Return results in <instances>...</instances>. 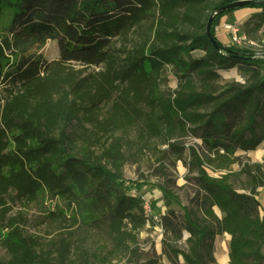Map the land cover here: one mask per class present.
Here are the masks:
<instances>
[{
	"label": "trees",
	"instance_id": "obj_1",
	"mask_svg": "<svg viewBox=\"0 0 264 264\" xmlns=\"http://www.w3.org/2000/svg\"><path fill=\"white\" fill-rule=\"evenodd\" d=\"M234 1L0 0V239L9 255L0 264H106L134 251L148 221L170 234L171 264L178 257L217 264L214 240L224 234L229 264H264L256 199L264 160L237 155L264 144V57L214 36L216 19L239 8L211 23L221 50L206 35L209 17ZM242 8L262 9L257 32L264 3ZM48 41L59 51L52 61L42 52ZM235 66L249 70L246 82L221 85L219 72ZM166 67L177 78L169 95L159 89ZM132 128L141 147L165 145L187 168L180 212L161 217L151 203L154 221L144 214L140 186L122 178L123 135ZM184 137L200 144L175 141ZM11 193L27 203L46 194L58 203L50 217L103 231L112 248L97 256L74 246L73 260L65 240L54 251L38 248L18 226L2 223ZM183 232L180 250L174 243Z\"/></svg>",
	"mask_w": 264,
	"mask_h": 264
},
{
	"label": "rangeland",
	"instance_id": "obj_2",
	"mask_svg": "<svg viewBox=\"0 0 264 264\" xmlns=\"http://www.w3.org/2000/svg\"><path fill=\"white\" fill-rule=\"evenodd\" d=\"M231 13L227 12L216 19L214 26L230 24L231 22H224L222 18ZM243 31L241 32L238 29V38L245 37L247 40H252L256 43L262 39V32ZM225 33L228 34L226 35L227 37L224 36V39L218 37L217 39L224 42V44H229V46L249 50L243 45H237L232 40L233 35ZM251 51L255 54L257 53L253 50ZM42 52L47 61L57 59L59 56L57 42L48 41ZM259 54V57H264V44H261V52ZM192 55L199 57L202 55V52L196 51ZM95 70L97 68L92 67L88 72ZM219 73L221 76L219 83L221 85L244 84L249 75V70L245 67L235 66L230 70L220 71ZM176 87L177 78L174 76L171 67H166L160 79L159 89L165 95H169ZM3 88L0 86V95L2 97L5 95ZM136 136L137 130L134 128L128 130L123 135L125 139L123 151L127 157V163L122 169V178L126 181L137 183L140 186L139 189L143 197L153 203L155 211L161 217L169 211L180 212L178 202L186 205V200L189 196V189L186 187L185 179L187 168L184 166L183 161L175 160L172 152L166 149L167 146L158 145L156 141H149L146 147H141L140 143L137 142ZM175 141L185 147L193 143L200 144L199 140L192 139L191 137L179 138ZM237 155L243 157L250 164H262L264 160V144H260L254 151L246 153L237 152ZM232 170H238V166L233 165ZM209 173L216 176L213 172ZM163 190L169 195H164ZM13 197L14 193H11L6 199L8 209L7 213L3 216L2 223L11 222L18 226L25 236L35 239L38 243V248L54 251V247L60 245L65 240L72 247L68 257L70 260L76 258L74 246H77L80 251L82 250L84 255L89 253L97 254V256H105V251L112 248L111 241L103 231H87L78 223L71 226V223L67 219L65 222L50 217V214L56 211L58 203L50 199L46 194H41L37 200L31 203L23 202ZM256 199L260 203V213L262 214L264 212V187L256 189ZM186 238L187 234L183 232L182 239L174 243L175 246L180 250L185 249ZM170 243V234L166 235L163 228L161 229L151 221H148L140 229L136 244L130 248V250L134 251L128 253L125 250L106 264H171V258L166 253L167 246ZM228 243L229 236L226 234L215 238L214 257L217 264H229ZM90 259L95 262L94 256ZM8 260L9 255L0 239V262H7ZM176 261L177 264H185L181 257H178Z\"/></svg>",
	"mask_w": 264,
	"mask_h": 264
},
{
	"label": "crops",
	"instance_id": "obj_3",
	"mask_svg": "<svg viewBox=\"0 0 264 264\" xmlns=\"http://www.w3.org/2000/svg\"><path fill=\"white\" fill-rule=\"evenodd\" d=\"M263 14L262 9L260 8H239L237 10L232 11L231 14L223 16L222 20L224 22H231L230 24H234L237 26L239 31L244 32H255V21L256 23L260 22V16ZM258 21V22H257ZM264 26L262 23L260 29L257 32L262 31L261 27ZM219 33L214 34L216 39L218 37L225 38L224 36L228 35L225 31L220 30ZM227 37V36H226ZM218 40V39H217ZM222 45L229 46V44H224L221 40H218Z\"/></svg>",
	"mask_w": 264,
	"mask_h": 264
},
{
	"label": "built area",
	"instance_id": "obj_4",
	"mask_svg": "<svg viewBox=\"0 0 264 264\" xmlns=\"http://www.w3.org/2000/svg\"><path fill=\"white\" fill-rule=\"evenodd\" d=\"M220 30H223V31L233 35L232 40L234 42H236L237 45H239V46L243 45V46H245V48L251 49V50L257 52L256 55H258V56L260 55L259 52H261V44H264V35L262 36L261 41L256 43L255 41L247 40L245 37H242V38L239 37L238 38L237 37L238 28H237L236 25H233V24H222V25L213 27V32L214 33H217ZM261 32L264 34V30L261 31ZM132 194L135 195V196L137 195L134 191H132ZM141 200H142V203H143L144 214L146 216H148L149 218H151V216H152L153 220L157 221L158 217L152 215L151 202L148 201L145 197H143L142 194H141Z\"/></svg>",
	"mask_w": 264,
	"mask_h": 264
},
{
	"label": "water",
	"instance_id": "obj_5",
	"mask_svg": "<svg viewBox=\"0 0 264 264\" xmlns=\"http://www.w3.org/2000/svg\"><path fill=\"white\" fill-rule=\"evenodd\" d=\"M252 3H264V0H238V1H234L222 8H220L218 11L214 12L210 17H209V20L207 22V25H206V35H207V38L209 40V42L211 43V45L216 49V50H221L223 47L212 37L211 33H210V26H211V23H212V20L214 18V15L216 14H222L224 13L226 10H230V9H234V8H242V7H245L249 4H252Z\"/></svg>",
	"mask_w": 264,
	"mask_h": 264
}]
</instances>
